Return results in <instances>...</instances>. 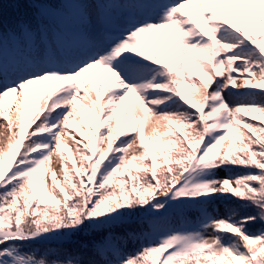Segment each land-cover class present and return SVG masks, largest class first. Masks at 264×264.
I'll list each match as a JSON object with an SVG mask.
<instances>
[{
  "label": "snow or ice",
  "instance_id": "6c2138e0",
  "mask_svg": "<svg viewBox=\"0 0 264 264\" xmlns=\"http://www.w3.org/2000/svg\"><path fill=\"white\" fill-rule=\"evenodd\" d=\"M20 3L0 264H264V0Z\"/></svg>",
  "mask_w": 264,
  "mask_h": 264
},
{
  "label": "trees",
  "instance_id": "16d2710c",
  "mask_svg": "<svg viewBox=\"0 0 264 264\" xmlns=\"http://www.w3.org/2000/svg\"><path fill=\"white\" fill-rule=\"evenodd\" d=\"M0 5H2V7H0V16H6L9 20L16 18L18 15H20L26 10V5L24 3H20L19 6H17V0H0ZM69 154L73 155L72 152H69V151L65 152V155H69ZM228 204H229L228 201L221 200V205H222L221 215L225 214L224 209L228 206ZM250 211L253 214L255 213V209H251ZM188 215L194 218L195 213H189ZM176 219H177V226H178L179 217H177ZM256 228L257 229L264 228V224H257Z\"/></svg>",
  "mask_w": 264,
  "mask_h": 264
},
{
  "label": "rangeland",
  "instance_id": "374dc122",
  "mask_svg": "<svg viewBox=\"0 0 264 264\" xmlns=\"http://www.w3.org/2000/svg\"><path fill=\"white\" fill-rule=\"evenodd\" d=\"M146 131H147V128H146ZM160 131L163 132L164 129L161 128ZM162 139H167V137H162ZM72 153H73V155H74V152H72ZM55 161H56V157H53V163H55ZM220 175L223 176L224 173H220ZM220 204H221V200H217V201L214 202V206H218V207H220L219 210H220V214H221V212H222V207H221Z\"/></svg>",
  "mask_w": 264,
  "mask_h": 264
}]
</instances>
